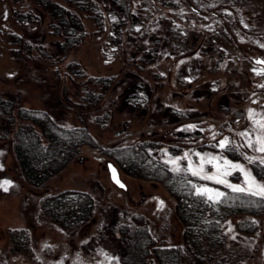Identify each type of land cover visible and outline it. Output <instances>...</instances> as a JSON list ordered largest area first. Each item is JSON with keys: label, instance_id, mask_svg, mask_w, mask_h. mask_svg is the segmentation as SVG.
<instances>
[{"label": "rangeland", "instance_id": "obj_1", "mask_svg": "<svg viewBox=\"0 0 264 264\" xmlns=\"http://www.w3.org/2000/svg\"><path fill=\"white\" fill-rule=\"evenodd\" d=\"M97 1L102 23L82 12L87 36L65 54L57 52L55 42L62 37L50 33L47 12L41 21L16 23L30 36L32 52L38 42L48 53L36 63L15 57L17 44L8 35L16 27L9 20L12 6L33 3L1 1L0 96L15 95L25 107L42 108L64 126L80 124V113L100 145L161 135L166 144L153 147L157 156L188 175L189 159L199 166L195 154L200 153L220 156L221 165L223 159L240 164L264 184L252 165H264V153L255 143L264 133L254 124L264 121V63H257L264 61V0H126L124 6L116 0ZM68 61L85 75L70 72ZM90 75L112 76L111 83L103 90L88 80ZM90 88L103 90L101 100H83L81 93ZM249 109L255 113L251 120ZM102 113L106 119L96 123L94 116ZM7 121L0 113V256L10 264H132L121 256L119 225L138 212L147 217L156 244L182 247L184 264H264V213L222 207L221 197L211 200L212 210H206L205 222L194 230L200 232L187 243L174 211L176 200L163 183L125 173L95 146L83 145L79 156L43 186L29 184L20 176L10 138L11 130L25 121ZM225 138L238 155L218 147ZM185 153L189 159H183ZM109 161L117 165L125 188L112 181ZM204 168L206 174L216 172L212 164ZM229 171L220 178L247 186L244 172ZM205 187L214 195L228 186L201 179L195 189ZM63 188L85 189L94 197V215L75 233L41 212V194ZM11 227H24L28 241H12Z\"/></svg>", "mask_w": 264, "mask_h": 264}, {"label": "trees", "instance_id": "obj_2", "mask_svg": "<svg viewBox=\"0 0 264 264\" xmlns=\"http://www.w3.org/2000/svg\"><path fill=\"white\" fill-rule=\"evenodd\" d=\"M14 1L22 2L23 0ZM28 1L33 3V7L18 8L12 6L9 11L10 23H14L16 27L12 32H8V35L12 38L11 43L17 44V47H13L12 51L19 60L36 63L38 57H46L48 53L38 42L34 44L35 53L32 52L33 46L29 40L30 36L26 35L27 31L24 27L22 28L16 23L41 21L44 15L43 11L47 12L50 15L48 21L50 33L59 36L58 38L62 37V39H56L55 42L57 52L62 54L77 46L87 36L82 12H89L97 24L102 23L103 11L97 0ZM125 2L126 0H116V3L121 6H124ZM25 48L30 52L24 55ZM66 66L75 76L85 75L83 70L77 68L74 61H68ZM55 69V73L58 74L59 68L56 66ZM111 77L90 75L87 78L88 80L91 79L97 86L102 85L103 90H105L111 83ZM103 90L90 88L82 92L81 97L93 104L101 100ZM18 99L19 97H15V95L0 96V113L8 117L7 122L9 123H16L18 120L25 121L24 124L20 123L11 130L10 138L13 154L20 164V176L29 184L34 187L43 186L52 175L61 171L73 157L79 156L83 145L95 146L101 154L110 156L116 161L125 173L147 180H160L163 183L176 200L174 211L184 224L185 242L188 243L192 239L194 232H200L199 228L197 231L194 230L198 224L205 222L203 220L204 214H206V210H212L213 203L206 194L201 195L195 189L196 184L201 181L200 178L192 174L188 175L183 171H174V168L157 156L153 147L166 144L165 138L161 135L149 136L145 134L131 143L119 144L114 142L100 145L94 134L88 129L82 114L78 113L80 124L70 127L64 126L53 120L49 112L44 109L32 106L25 107ZM106 117L107 113H102L94 116V120L98 123ZM33 122L40 127L39 131L34 129ZM226 150L233 154H239L234 144ZM252 165L258 175L264 176V165L255 162ZM223 194L220 201L222 207L226 206L243 213H264V198L244 192H234L229 187H225ZM40 206L41 212L50 220L56 221L70 233H75L85 221L92 218L95 204L93 195L87 190L63 188L58 191L42 193ZM132 217V221L122 222L119 225L122 235L120 238L121 256L126 262L152 264L153 257L158 264H184V253L180 245L156 244L155 235L149 229L145 214L133 213ZM214 224L212 223L210 227H214ZM9 233L12 234L10 239L16 243L22 239L28 241V233L24 227H11ZM3 262L10 264L4 257L0 256V264Z\"/></svg>", "mask_w": 264, "mask_h": 264}, {"label": "snow or ice", "instance_id": "obj_3", "mask_svg": "<svg viewBox=\"0 0 264 264\" xmlns=\"http://www.w3.org/2000/svg\"><path fill=\"white\" fill-rule=\"evenodd\" d=\"M6 15H7V13H5V17H6ZM257 63H264V61H257ZM257 74H260V73H257ZM261 87H264V85H261ZM254 115H255V113L253 112V110L249 109V119L250 120L253 119ZM254 124L260 129V131L262 133H264V121L254 120ZM190 127H193V126H190ZM240 135L247 137L249 135V133L242 132V133H240ZM213 138H215V136ZM255 143L259 145V147L256 150L261 152V153H264V135L257 136ZM229 144H230V142H229L228 138H225V139L219 141L218 147L222 150H226L229 148ZM247 146L253 147V143L249 142ZM195 155H197L200 158L199 166H195L193 164V162L188 158V153H185L184 157H183V159H189L188 169H186V170L190 171L193 176H197V177H200L201 179H205V180H215L216 183H221V184L227 185L234 192H244V193H247V194L252 195V196H258V197L264 198V184L256 183L255 179L250 175V173L246 172L245 169L243 168V166H241L240 164H235L230 160L223 159V165H221L220 164V161H221L220 156H211L208 154L201 155L200 153H196ZM179 159H181V158L178 157L176 159H173L171 161V163L176 164L177 160H179ZM249 159L251 161V158H249ZM260 163L264 164V159H261ZM205 164H212L216 168V172L212 175L206 174L205 168H204ZM229 169H238L241 172H244L245 184L247 186L241 187L239 185L228 184L226 179H221L220 177L228 176L231 174ZM173 170L177 171V172L181 171V169L179 167H176ZM5 183L7 184L9 182L5 181ZM117 183H119V181H117ZM121 187H123V185H121ZM5 190H7V189H5ZM198 191L201 195L207 194L209 200L218 199L219 197L224 195L221 192H215L213 195V190L210 188H206V187L199 189Z\"/></svg>", "mask_w": 264, "mask_h": 264}, {"label": "water", "instance_id": "obj_4", "mask_svg": "<svg viewBox=\"0 0 264 264\" xmlns=\"http://www.w3.org/2000/svg\"><path fill=\"white\" fill-rule=\"evenodd\" d=\"M108 169L110 171V175H111L112 181H114L115 183H117V181H119V183H117V184L119 186L123 185V188H125L126 187V183L121 179V177H120V171H118L117 165L114 164L112 161H109V163H108Z\"/></svg>", "mask_w": 264, "mask_h": 264}, {"label": "bare ground", "instance_id": "obj_5", "mask_svg": "<svg viewBox=\"0 0 264 264\" xmlns=\"http://www.w3.org/2000/svg\"><path fill=\"white\" fill-rule=\"evenodd\" d=\"M118 171H119V169H118Z\"/></svg>", "mask_w": 264, "mask_h": 264}]
</instances>
